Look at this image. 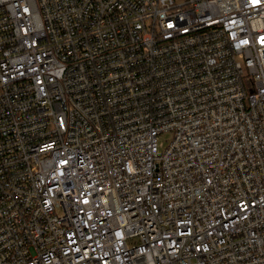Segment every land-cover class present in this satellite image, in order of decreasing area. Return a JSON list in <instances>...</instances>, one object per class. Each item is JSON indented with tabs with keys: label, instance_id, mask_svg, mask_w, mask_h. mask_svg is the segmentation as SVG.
Wrapping results in <instances>:
<instances>
[{
	"label": "built area",
	"instance_id": "1",
	"mask_svg": "<svg viewBox=\"0 0 264 264\" xmlns=\"http://www.w3.org/2000/svg\"><path fill=\"white\" fill-rule=\"evenodd\" d=\"M0 264H264V0H0Z\"/></svg>",
	"mask_w": 264,
	"mask_h": 264
},
{
	"label": "rangeland",
	"instance_id": "2",
	"mask_svg": "<svg viewBox=\"0 0 264 264\" xmlns=\"http://www.w3.org/2000/svg\"><path fill=\"white\" fill-rule=\"evenodd\" d=\"M165 140H167V137H162V136H161V137L158 138V142H159V143L162 142L163 145H166V144L164 143Z\"/></svg>",
	"mask_w": 264,
	"mask_h": 264
}]
</instances>
